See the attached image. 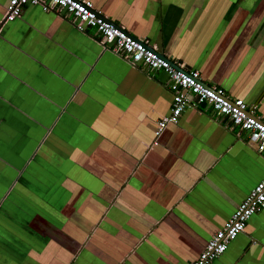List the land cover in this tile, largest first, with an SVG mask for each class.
I'll return each mask as SVG.
<instances>
[{"label": "crops", "instance_id": "0c3cea01", "mask_svg": "<svg viewBox=\"0 0 264 264\" xmlns=\"http://www.w3.org/2000/svg\"><path fill=\"white\" fill-rule=\"evenodd\" d=\"M264 119V0H91ZM0 0V264H190L264 178L212 109L67 12ZM212 264H264V209Z\"/></svg>", "mask_w": 264, "mask_h": 264}, {"label": "built area", "instance_id": "2783aa9c", "mask_svg": "<svg viewBox=\"0 0 264 264\" xmlns=\"http://www.w3.org/2000/svg\"><path fill=\"white\" fill-rule=\"evenodd\" d=\"M39 5L46 11L55 10L71 14L77 27H92L99 31L102 42L112 44V50L136 65H148L152 70L168 73L173 89L171 113L159 121L157 135L170 123H177L189 108L212 109L216 116L228 118L231 128H239L248 134V140L259 152H264V119L256 115L257 106L248 105L242 98H231L226 91L206 83L202 74L179 62H172L148 40L134 37L123 26L114 25L95 8L91 0H10L4 21H11L23 14L26 5ZM176 64V65H175ZM264 209V178L243 200L239 208L209 240L199 258L190 264H212L228 249L230 243L245 232L250 218Z\"/></svg>", "mask_w": 264, "mask_h": 264}, {"label": "water", "instance_id": "95a60500", "mask_svg": "<svg viewBox=\"0 0 264 264\" xmlns=\"http://www.w3.org/2000/svg\"><path fill=\"white\" fill-rule=\"evenodd\" d=\"M109 21H111L114 25H117V26H119L116 22H113L112 20H109ZM127 31V30H126ZM128 32V31H127ZM129 33V32H128ZM132 36H134V37H137V36H135V35H133L132 33H130ZM163 55H165V54H163ZM166 57V56H165ZM173 63H174V61L173 60H171ZM176 65V64H175Z\"/></svg>", "mask_w": 264, "mask_h": 264}]
</instances>
